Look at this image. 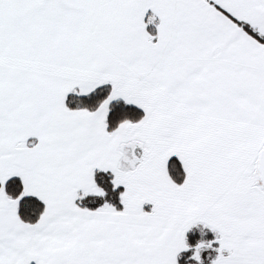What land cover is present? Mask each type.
Here are the masks:
<instances>
[{
    "label": "snow or ice",
    "instance_id": "obj_1",
    "mask_svg": "<svg viewBox=\"0 0 264 264\" xmlns=\"http://www.w3.org/2000/svg\"><path fill=\"white\" fill-rule=\"evenodd\" d=\"M0 264H264V0H0Z\"/></svg>",
    "mask_w": 264,
    "mask_h": 264
}]
</instances>
